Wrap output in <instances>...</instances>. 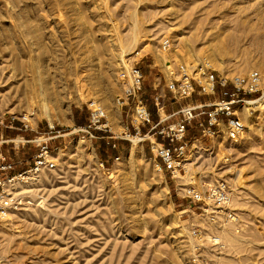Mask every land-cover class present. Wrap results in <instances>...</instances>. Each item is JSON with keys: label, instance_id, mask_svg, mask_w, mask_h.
I'll list each match as a JSON object with an SVG mask.
<instances>
[{"label": "rangeland", "instance_id": "obj_1", "mask_svg": "<svg viewBox=\"0 0 264 264\" xmlns=\"http://www.w3.org/2000/svg\"><path fill=\"white\" fill-rule=\"evenodd\" d=\"M205 59L225 78L259 71L263 91L239 108L236 140L221 126L173 176L147 142L125 137L119 73L137 62L150 93L168 65ZM197 97L170 98L168 113ZM92 99L110 116L107 134L119 136L118 159L97 132L80 130ZM45 143L55 165L10 185L28 203L0 217V264H197L193 226L225 244H207L204 258L264 264V0H0V166L11 165L0 179L30 167ZM221 180L236 222L212 223L183 196L192 181Z\"/></svg>", "mask_w": 264, "mask_h": 264}, {"label": "built area", "instance_id": "obj_2", "mask_svg": "<svg viewBox=\"0 0 264 264\" xmlns=\"http://www.w3.org/2000/svg\"><path fill=\"white\" fill-rule=\"evenodd\" d=\"M171 46L170 38L162 40L163 51L169 50ZM168 66L171 77L168 89L176 101L189 98L194 94L213 96L218 91L219 98L211 102L185 104L174 114H166L163 96L156 95L154 100L158 119H155L150 106L142 97L145 74L136 62L125 66L119 73L121 90L117 97V104L125 108L127 118L125 137L130 140L133 137H139L142 139V144L147 142L150 151L161 160V164L165 165L173 176H177L181 171L186 170L184 158L190 148L195 147L196 141L203 142L204 138L213 140L221 126L228 129L227 135L231 141L241 135L244 123L238 115V110L258 102L260 99L258 95L263 91V81L262 75L257 70L225 78L216 73V69L208 59L195 67L185 63L179 64L176 68ZM252 95L257 96L249 98ZM87 108L89 122L85 126H80L81 131L103 133L102 137L93 135L96 138L107 140L119 138L118 135L107 134L113 131L108 122L107 112L99 101L90 100ZM175 114L180 115L179 120L169 122ZM25 126L27 128V125ZM193 127L199 130L200 138L189 137L190 128ZM33 157L34 161L30 167L11 177L0 179L1 218H8L28 203L26 198L11 189L10 185L17 180L28 183L44 168L55 165L51 150L46 143ZM8 168H11V165L0 166V170ZM182 190L184 198L192 203L200 204L201 215L207 216L212 223L236 222V213L230 208L232 191L228 181H218L206 189L198 188L192 181ZM190 233L194 240L193 261L197 264H216L212 259L204 258L202 251L207 244L223 249L225 244L221 238L213 234L209 236L197 226H193Z\"/></svg>", "mask_w": 264, "mask_h": 264}, {"label": "crops", "instance_id": "obj_3", "mask_svg": "<svg viewBox=\"0 0 264 264\" xmlns=\"http://www.w3.org/2000/svg\"><path fill=\"white\" fill-rule=\"evenodd\" d=\"M154 67V66H153ZM145 73V72H144ZM146 75V74H145ZM146 78V77H145ZM170 79L171 77L168 76L166 73H163V75H159V78L157 76H155L154 78V82H153V89L152 91L149 93L147 91V88L145 86V83H144V88H143V91H142V97L143 99L145 100V102L152 107V113H153V116L155 119H158V113L156 112V108H155V100L154 98L156 97V95H162L163 96V99L166 103V107H165V112L166 114H171V113H168L170 112V110L172 109L174 111V107L172 105V108H169V106H167V102L169 101L170 98H173L170 90L168 89V84L170 82ZM145 82V80H144ZM197 95V94H196ZM210 95H199V97H197L195 99V102H207L208 100V97ZM146 98H150L151 99V103H149L147 101ZM193 101V100H192ZM174 103V102H172ZM179 107H181V104H179ZM174 113V112H173ZM89 122V118L87 120V122L83 123V124H88ZM221 125V124H220ZM120 123H119V127H120ZM125 129H126V126H125ZM145 129V128H144ZM99 136L102 137L103 133L102 132H97ZM193 136L197 137V138H200L201 135H200V132L199 130H196V133L193 134ZM101 141V143H103L108 149H111L112 152H114L115 154L113 155L111 153V155L109 156L110 160H114V159H118L119 156H120V143H119V140L118 138H114V139H111V140H107V139H103V138H100L99 139ZM150 151V150H148ZM20 168V167H19Z\"/></svg>", "mask_w": 264, "mask_h": 264}, {"label": "bare ground", "instance_id": "obj_4", "mask_svg": "<svg viewBox=\"0 0 264 264\" xmlns=\"http://www.w3.org/2000/svg\"><path fill=\"white\" fill-rule=\"evenodd\" d=\"M139 54V53H138ZM108 118H110L109 114L107 115ZM132 142H133V145H139L140 142L142 141V139H140L139 137H133L131 138ZM158 164V163H157ZM161 168V167H160Z\"/></svg>", "mask_w": 264, "mask_h": 264}, {"label": "trees", "instance_id": "obj_5", "mask_svg": "<svg viewBox=\"0 0 264 264\" xmlns=\"http://www.w3.org/2000/svg\"><path fill=\"white\" fill-rule=\"evenodd\" d=\"M147 99V101L149 102V103H151V99L150 98H146ZM150 109H151V111L153 110L152 109V107L150 106ZM85 125H87V123L86 124H83V123H81L80 124V126H85ZM99 136V135H98ZM100 137V136H99ZM100 139V138H99Z\"/></svg>", "mask_w": 264, "mask_h": 264}]
</instances>
